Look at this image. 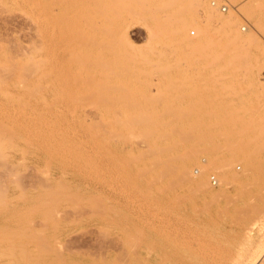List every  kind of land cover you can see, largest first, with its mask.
Masks as SVG:
<instances>
[{"label": "rangeland", "instance_id": "1", "mask_svg": "<svg viewBox=\"0 0 264 264\" xmlns=\"http://www.w3.org/2000/svg\"><path fill=\"white\" fill-rule=\"evenodd\" d=\"M32 1L0 0V16L39 17L37 28L0 19V264H264V133L249 156L206 161L194 119L207 128L219 104L188 52L224 20L252 37L264 74V27L253 25L264 0L172 7L191 16L177 46L187 54L151 37L141 12L152 0ZM258 80L242 112L264 100ZM222 171L221 197L185 180L215 188Z\"/></svg>", "mask_w": 264, "mask_h": 264}, {"label": "bare ground", "instance_id": "2", "mask_svg": "<svg viewBox=\"0 0 264 264\" xmlns=\"http://www.w3.org/2000/svg\"><path fill=\"white\" fill-rule=\"evenodd\" d=\"M40 1H42V0H33L32 2L38 3ZM150 3H152V5H154V8H156L154 10V12L152 10L153 7L150 6L147 9H145L144 12H141V15L146 17L145 19H147L151 23L150 28H149L151 37H154V36L157 37L161 34H166L167 39H168L167 43L172 48H175V47L177 48L178 44H180L179 40H180V36H182L181 35L182 31L184 28H186L187 25L190 24V20H191V18H190L191 16H188L186 14V11H184L185 9L181 10V12L178 10L179 11L178 12L177 9L172 8V7H175V8L179 9L180 6L183 4V0H152V2H150ZM176 6H179V7H176ZM249 8H248V11L251 13V15L252 14L254 15L256 13V9L252 6ZM240 10H242V9H240ZM159 14L160 15L162 14L161 17H159L160 16ZM247 14H249V13L247 12ZM1 15L3 16V17L0 16V19H2V21H5V19H3V18H6V21H8V19L10 21L15 16H17V15L13 16V14H10L8 12H7V15H5V13L4 14L1 13ZM19 16L20 17L17 16L18 19L21 18L22 21L25 20V23L28 21L27 23H29V25L31 24L32 27L37 26V20L39 19L38 15L37 16L36 15H31V16L19 15ZM158 21L162 22L163 27L159 26ZM253 23H254L253 25L256 24L255 27L260 26L263 28L264 27V15H263V17L255 16V20ZM231 26H232L231 23H229L227 21H224V20L220 21L218 26L216 25L210 32H208V34H207L208 39L206 42H198V43L192 45L190 47V50L188 51V52L192 53L191 54L192 56H193V54H194V56L196 54L197 55L196 57L200 58V62L203 64L204 68H206V69L208 68L205 71L209 75V82H210V89H211V90H209L210 91L209 95L210 96L212 95L215 97V104H219L217 109H219V111H220L219 112L220 117H218V114L215 113L217 116L211 115L210 119H209L210 122H208L209 117H208V115L207 116L205 115L208 118H206L207 120H205L206 122H204L205 125L204 124L203 125L207 126V128L206 127L201 128L200 127L201 125L199 122L201 120H198L194 117L195 118L194 123L197 127V130H194V133H195L194 139L199 141V142H197L198 144L202 143V145L205 148L203 156H205L204 158H206V161L208 160V162H212V164L215 163V160L217 158L220 160L222 157H224L228 160L229 156H231L232 158L236 159V156H238L240 154L239 152L243 153V156L244 155L249 156L248 151H250L255 146L254 145L255 139H253L252 136L254 135L255 132L256 133L257 132L258 133H260V132L264 133V102H263L264 100L261 101L263 104H261V102L260 103H254L252 105V110H248V111L244 110L242 112V108H241V105L244 103V101L241 99L242 94H244L246 92L253 91L257 82L259 81L258 80L259 76L264 75V74H260V71H261L260 67L255 65V64H257V59L256 58L254 59V61H255V64H254V62L252 61V56L248 53V48H246V46L252 45V43H251L253 41L252 37L249 36L247 39H245V38L243 39L239 36L232 34V27ZM258 29H260V31H263V29L261 30V28H259V27L256 28V30H258ZM250 35H251V33H250ZM207 47L210 48V51L207 50ZM177 50L179 51L178 53H181V54H183L182 52H186V50L184 48H181V47H179V49L177 48ZM186 54H187V52H186ZM197 61L199 63V60H197ZM199 65H200V63H199ZM241 70H243V72ZM244 72H245V75H244ZM239 76H241L243 78L245 77V79H246V84L244 86H240V90H239V86L236 85L237 83L235 84V81L236 80L238 81ZM205 80H207V79H205ZM225 97H227V98H225ZM211 114H213V113H211ZM197 118H199V117H197ZM191 120H193V119H191ZM202 121H204V118L202 119ZM199 130L202 131L203 133H201ZM256 143L258 145L259 144L264 145V142H256ZM198 146H200V145H198ZM203 146H201V148ZM226 154H228V157L224 156ZM217 160H216V162H217ZM227 160H224V161H227ZM195 161H197V160H195ZM230 161H228V162H230ZM234 162H235V160H234ZM234 162H232L231 165H233ZM225 163L226 162H223V163H221V161L219 162V164H225ZM216 164L218 165V163H216ZM209 167L213 173V170L215 168H213V166L211 164ZM214 167H216V166H214ZM219 167H220V165H219ZM221 167H220V169H221ZM216 168H218V167H216ZM224 168L222 167V169H224ZM226 169H227V166H226ZM233 172H232L231 176H233ZM221 174H219V177H217V179H216L217 185L215 188L212 185L206 183L204 181V179L200 178L199 176L193 177L191 179L187 178L185 180L187 181V183L191 182L193 184V186L196 188H204L205 191H207V192H213L215 190V192H218V196H216V197H221L220 192L223 190V186H225L224 184L228 181L227 172L222 171ZM235 175H237V174L234 173V177H235ZM233 180H235V179H233ZM175 181L180 182V181H183V179L180 180L179 178H177ZM236 184H239V183L237 182ZM227 186H228V183H227ZM222 192H224V191H222ZM224 193H226V192H224ZM210 196L214 197L215 195L212 194ZM210 199L213 200L212 202H214V201L216 202V200H217V199H215V197L214 198L211 197V198H209V200L207 199L208 200L207 202H209V203L206 202V204L209 205L212 203V202L210 203ZM208 205L205 206L206 207L205 210L207 209ZM215 208H217V207H215ZM217 211H219V210H217ZM263 245H264V243H263ZM261 248H262V246H261ZM226 251H227V249H226ZM261 251H262V249H261ZM261 254L262 253L260 252V255ZM260 255H258V256L260 257ZM261 256H263V254ZM113 261L116 263L115 259ZM118 261H120V259L117 260V262ZM114 262H112V264ZM209 262H210V259H209ZM101 263L107 264L104 261ZM101 263H99V264H101ZM121 263H122V261H121ZM109 264H111V263H109ZM124 264H128V263L125 262ZM138 264H140V261Z\"/></svg>", "mask_w": 264, "mask_h": 264}, {"label": "built area", "instance_id": "3", "mask_svg": "<svg viewBox=\"0 0 264 264\" xmlns=\"http://www.w3.org/2000/svg\"><path fill=\"white\" fill-rule=\"evenodd\" d=\"M209 4L212 5V6H217V8L220 10V11H225L228 7L227 3L222 1V2H216L215 0H209ZM245 24H242L241 27L244 28ZM189 33H193V30L190 29L189 30ZM211 180L214 181V178L211 176Z\"/></svg>", "mask_w": 264, "mask_h": 264}]
</instances>
